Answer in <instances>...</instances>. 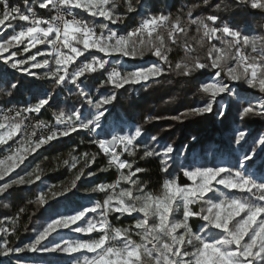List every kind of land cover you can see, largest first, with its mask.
Returning <instances> with one entry per match:
<instances>
[{
    "label": "snow or ice",
    "instance_id": "6c2138e0",
    "mask_svg": "<svg viewBox=\"0 0 264 264\" xmlns=\"http://www.w3.org/2000/svg\"><path fill=\"white\" fill-rule=\"evenodd\" d=\"M186 7L174 15L150 0H0V36L11 29L0 40V200H9L20 186L42 181L38 163L23 174L16 169L41 148L72 134H85L98 151L72 156L71 164L65 160L70 169L81 158L84 166L68 187H38L29 204L43 207L77 189L82 177L89 180L112 167L118 171L113 183L91 181L88 191L104 193L103 200L52 211L33 224L32 235L18 246L9 237L17 234L25 208L0 216V257L16 256L14 264H29L20 256L24 253L65 255L67 264H264V134L252 136L246 127L237 128L227 163L182 165L176 172L173 143L161 144L156 134L145 140L142 125L128 133L105 128L121 89L146 88L170 73L198 85L199 102L178 115L149 116L145 124L161 119L183 123L208 114L224 123L234 108L241 120L264 119V29L256 34L235 19V10L264 14V0H197ZM84 14L87 18H77ZM173 47L184 51L174 64L169 60ZM33 48L37 51L25 55ZM146 56L155 61L129 63ZM204 73L211 79L201 82L197 74ZM20 77L40 82L32 85L37 91L23 106L16 101L25 86ZM241 86L253 94L241 96ZM65 92L77 97L68 110L60 107ZM49 108L57 109L52 122L41 118ZM141 148V159L158 158L165 174L158 194L146 191L139 180L137 174L145 169L134 159H121L125 153L134 157ZM101 154L107 165L85 172ZM181 174L190 183H178ZM110 216H127L134 223L117 227Z\"/></svg>",
    "mask_w": 264,
    "mask_h": 264
},
{
    "label": "trees",
    "instance_id": "16d2710c",
    "mask_svg": "<svg viewBox=\"0 0 264 264\" xmlns=\"http://www.w3.org/2000/svg\"><path fill=\"white\" fill-rule=\"evenodd\" d=\"M9 2L12 4H22V0H9ZM196 2L197 0H150L151 4H155L160 9L167 8V10L171 11L174 15L179 14L182 9L186 12V6H190ZM212 2L232 4V0H212ZM46 11L47 10H38L39 14H44ZM200 11L201 10H197V13ZM203 11L207 12V10ZM80 18H87V14H84V16ZM235 19L240 23L241 27H246L256 34H260L262 29H264V14H261L259 10H251V12L246 13L235 10ZM137 20H139V17H137ZM120 27L122 28L123 26ZM10 34L11 29L4 33V36H0V40ZM19 47L22 49L23 45ZM45 47V45H40L39 49H45ZM12 50L15 51L16 49L14 48ZM199 51L200 55L203 56V50ZM85 55H87V53H85ZM183 58V49L173 47V51L169 54V60L174 64ZM150 61H155V58L146 56L143 60L129 61V63L142 64ZM2 67L3 66L0 65V68ZM197 75L201 82L208 81L211 78L209 73ZM17 76L19 77V74H17ZM20 78L24 81L25 86L20 89V93L16 96V101L19 102L20 106H23L25 102L32 101V94L37 91V88L32 85L40 82L32 81L30 78ZM160 80L161 83L158 84H151L150 82V86L146 88L137 85L135 87L126 86L127 91L121 89L120 93H122V95L118 94V101L115 103V107L111 109L112 115L108 117V124L115 122L117 124L128 123L132 126L142 125L145 130V140L147 136L156 134L160 137L161 144L173 143L177 150L176 164L173 165L176 172H179V166L190 165V163L197 160L199 155L204 158L205 161L208 159V157H206L207 153H216V155L220 157L225 156L232 158V148L235 147L232 143V138L237 128L243 129L246 127L252 136H257L262 132L264 133V119L260 117H245L241 120L238 118L235 108L229 113L228 119L224 123H221L215 115L208 114L202 117L189 118L184 120L183 123H178L169 119H161L145 124L144 121L149 116L167 117L178 115L187 108L196 106L199 102L200 97L199 94L196 93V87H198V85H194L188 78L170 73L166 77H161ZM168 81H171V83ZM238 90L241 96H250L253 94L250 90H246V86H241ZM232 99L235 100V97ZM59 101L61 102L60 107L68 110L71 104L77 102V97L65 92L61 94ZM166 101L169 102L166 103ZM49 110L48 115L51 118L52 113L57 111V109L49 108ZM121 131H123V128H121ZM192 136L197 137L195 142L191 141ZM71 141L72 140L66 138L61 142H53L40 149L39 152L32 157H28L25 161V165H23L18 172L22 174V170H26L27 167L29 168L32 164L37 162L44 171L42 181H37L31 188L28 186H20L13 191L9 200H0V216L4 214L12 216L17 213L20 207L25 208V212L20 215V219L17 223V234L9 237L10 244L18 246L21 242H27V238L32 235L31 229L33 224L38 220H42L52 211L58 210L64 212L66 210L65 206L68 204L72 206L85 204L84 199L87 192H89L88 189L91 187V181H106L107 179L109 183H112L116 180L117 171L115 169L108 172H98L97 176L89 182H86L84 179L78 181L77 189H79V191L73 189L72 192L67 193L66 197H58L40 208H37L33 204H29V200L35 199L38 187L47 188L53 184L57 185L64 183L70 179L71 173L75 172V170H70L68 165L64 164L65 160H70L69 154L66 151ZM68 142L69 145L62 146V144ZM11 143H13V141H10V144ZM185 145H187L186 148L184 147ZM142 155L143 149L141 148L134 157H129L126 154L124 155V159H134L136 161L135 166L145 169L144 172L137 174L139 180L147 185L146 191L158 194L165 174L161 173L159 170L158 158L149 157L141 159ZM180 157L182 160L181 164ZM182 158H185L186 161H183ZM104 161L103 157L97 158L96 163H94L90 169H86L85 172L89 170L95 171L99 167H102ZM173 174L175 175L176 173ZM5 203L9 204L8 208L4 207ZM49 205H51V207H49ZM33 213H35V215H33ZM30 217L31 220L29 219ZM25 226H27L28 231H25ZM23 255L30 257L36 262L45 264H56L66 260V258L61 255L54 256L52 254L35 253H24ZM0 264L14 263L6 262L3 260V257H0Z\"/></svg>",
    "mask_w": 264,
    "mask_h": 264
},
{
    "label": "rangeland",
    "instance_id": "374dc122",
    "mask_svg": "<svg viewBox=\"0 0 264 264\" xmlns=\"http://www.w3.org/2000/svg\"><path fill=\"white\" fill-rule=\"evenodd\" d=\"M100 20H102V18H100ZM98 21H99V20H98ZM39 46H40V45H37V48H38V49H39ZM37 48H33V49H31V52H30V53H27V54H25V55H28V54H31V53L36 52V51H37ZM40 50H44V49H40ZM40 58H41V57H38V59H40ZM150 62H154V61H150ZM150 62H146V63H150ZM146 63H142V64H140V65H143V64H146ZM210 79H211V78H210ZM210 79H209V80H210ZM49 111H50V110L48 109V111L45 112V113L43 114L42 118H43L44 120H46V121L52 122V117L50 118L49 115H48V112H49ZM134 127H135V126H132V125H130V124H128V123H118V124H117V123H115V122H111V123H109V124L107 123L106 126H105V128H106L107 131H111V130L114 129V130L117 131V132H121V128H123V131H122L123 133H128V132H130L131 130L134 129ZM261 134H264V133L262 132ZM18 138H19V137H17L16 139H18ZM67 138H68L69 140H72L71 143H70V145H69V142H68V143H66V144H62V146H67V145H69V148H68L67 151H66V152L69 154V157H70V160L68 161L69 164L72 163V159H71L72 156L81 157V154L84 153V152L95 153V152L98 151L97 147H96L95 145L91 144V143H90V139H89L85 134H83V133H81V134H72L70 137H67ZM64 139H66V138H61L60 140H58V141H54V142H61V141L64 140ZM52 143H53V142H52ZM9 144H10V141H9ZM0 147H2V146H0ZM235 147H236V145H235ZM41 149H42V148H41ZM73 149H75V151H73ZM117 151H119V148L117 149ZM38 152H39V150H38ZM36 153H37V152H36ZM36 153H35V154H36ZM126 154H127V153H125L124 155H126ZM32 156H33V155H32ZM32 156H29V157H32ZM99 157H103V158H104L105 161H104V165H102V167H105V166L107 165V158H106L105 156H103L102 154L97 156V158H99ZM206 157H208L207 161H205L204 158H202V157L199 155L198 158H197V160L194 161V162H192V163H190V165L195 164V165H209V166H211V165H214V164L227 163L229 160L232 159V158H228V157H225V156H224V157H220L219 155H216V153H212V154H211V153H207V154H206ZM121 159H124V156H122ZM182 159H183V161H186L185 158H182ZM181 162H182V160H181V157H180V164H181ZM36 164H37V162L34 163V164H32L29 168L27 167L26 170H30V169H31L32 167H34ZM24 165H25V164H24ZM22 166H23V165H21V167H22ZM83 166H84V160H83L82 158L80 159V163L77 164V167H76L75 169H70L69 166H68V168H69L70 170H72V171L75 170V172L71 173V177H70V179L67 180V181H65L64 183H60V184H57V185L53 184V185L56 186L55 188H53V191H59V190H61V189L64 188V187H68V186L70 185V183H71V180H72L73 177H74V174L79 170V168H81V167H83ZM91 166H93V164H92ZM21 167H20V168H21ZM20 168L16 169V172H18V170H19ZM40 168H41V167H40ZM112 169H115V170L117 171V169H116L115 167L109 168L108 171H111ZM85 170H86V169H85ZM96 170H97V169H96ZM96 170H95V171H96ZM108 171H106V172H108ZM125 171H127V170H125ZM14 174H15V173H12V175H14ZM22 174H23V173H22ZM95 177H96V176H95ZM93 178H94V177L90 178L89 180H85V178L82 177L81 179H84L86 182H89L90 180H93ZM117 178H118V171H117L116 180H117ZM116 180H115V181H116ZM115 181H114V182H115ZM95 182H97V183H99V182H106V183H109V182L107 181V179H106V181H97V180H95ZM177 182H178V183H181V184H183V183H190V181H186V178H184L182 174L178 176ZM112 183H113V182H112ZM50 186H52V185H50ZM92 186H93V184H91V187H92ZM119 187H127V185L121 183ZM117 190H119V189H117ZM104 197H105V194H104V193H91V192H87L86 197H85V199H84V201H85V205L91 203L92 200H103ZM51 200H54V199H50L49 201H51ZM109 219H110V221H111L115 226H117V227H121V226L127 227L128 225L134 223V221L131 220V218H129V217H127V216H125V217H121L120 220H116V219H115L114 217H112V216H110ZM81 223H82V222H81ZM91 235H92V236H96L97 234H96V233H92ZM83 238L87 239L88 237H83ZM29 254H34V253H29ZM52 255L56 256L55 254H52ZM20 256H21L23 259L29 261V264H45V263L36 262V261H34L33 259H31L30 257H28V256H24L23 254H20ZM61 256L64 257V258H66V260L63 261V262L56 263V264H67V262H68V260H69L70 258H69L68 256H65V255H61ZM16 258H17L16 256H10V257H7V258L3 257V260H5L6 262H13V263H14L15 260H16Z\"/></svg>",
    "mask_w": 264,
    "mask_h": 264
},
{
    "label": "built area",
    "instance_id": "2783aa9c",
    "mask_svg": "<svg viewBox=\"0 0 264 264\" xmlns=\"http://www.w3.org/2000/svg\"><path fill=\"white\" fill-rule=\"evenodd\" d=\"M78 19H80V17H77ZM37 135H39V131L37 132Z\"/></svg>",
    "mask_w": 264,
    "mask_h": 264
}]
</instances>
